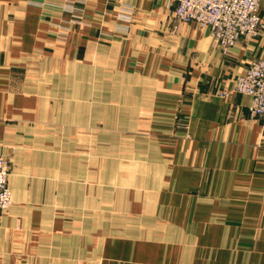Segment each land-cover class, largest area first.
Segmentation results:
<instances>
[{
	"label": "crops",
	"instance_id": "1",
	"mask_svg": "<svg viewBox=\"0 0 264 264\" xmlns=\"http://www.w3.org/2000/svg\"><path fill=\"white\" fill-rule=\"evenodd\" d=\"M174 7L0 0V151L37 120L42 78L77 66L132 79L151 150L127 179L96 157L92 177L69 168L50 193L9 181L0 264H264V131L247 95H219L264 56V33L224 53Z\"/></svg>",
	"mask_w": 264,
	"mask_h": 264
},
{
	"label": "rangeland",
	"instance_id": "2",
	"mask_svg": "<svg viewBox=\"0 0 264 264\" xmlns=\"http://www.w3.org/2000/svg\"><path fill=\"white\" fill-rule=\"evenodd\" d=\"M42 80L37 120L21 125L0 151L14 192L30 187L50 193L69 168L84 182V174L90 178L99 171L96 157L107 162L109 178H129L139 160V168L144 167L143 159L151 155L144 132L147 116L141 114L146 100L137 98L130 77L77 66L49 71ZM24 198L35 203L43 197Z\"/></svg>",
	"mask_w": 264,
	"mask_h": 264
},
{
	"label": "built area",
	"instance_id": "3",
	"mask_svg": "<svg viewBox=\"0 0 264 264\" xmlns=\"http://www.w3.org/2000/svg\"><path fill=\"white\" fill-rule=\"evenodd\" d=\"M171 1L175 4L173 14L176 18L207 27L214 45L224 53L241 39H255L264 33L263 0ZM125 12L124 17L130 18L133 10L127 8ZM234 93L249 97V113L260 120L264 131V56L253 60L243 74L235 77L231 86L219 91L220 97L227 101ZM12 201L8 161L0 153V217Z\"/></svg>",
	"mask_w": 264,
	"mask_h": 264
}]
</instances>
